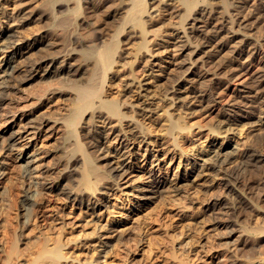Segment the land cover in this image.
Returning <instances> with one entry per match:
<instances>
[{
  "label": "rangeland",
  "instance_id": "rangeland-1",
  "mask_svg": "<svg viewBox=\"0 0 264 264\" xmlns=\"http://www.w3.org/2000/svg\"><path fill=\"white\" fill-rule=\"evenodd\" d=\"M186 1L125 0L119 14L120 0H87L92 15L85 1L76 18L75 0L56 4L55 13L72 21L67 42L55 35L59 29L50 18H38L51 12L44 1L26 0L36 15L22 22L16 46L30 62L42 54L28 48L35 38L65 42L57 48L63 58L80 51L76 38L97 43L98 58L111 42L117 50L112 69L97 72L100 112L88 109L76 123L75 88L88 84L92 63L79 80L62 74L49 79L41 70L29 74L28 63L1 101L0 175L16 158L31 162L1 175L0 191L9 195L16 188L19 201L35 191L34 201L43 202L41 213L20 225L19 256L10 264H26L29 240L62 232L66 242L78 236L77 259L93 264H181L182 251L190 264H264V84L254 79L239 85L235 78L252 66L245 42L264 38V17L255 10L264 0H194L189 10ZM7 2V13L15 16L16 0ZM212 16L221 18L211 36V26L204 25ZM243 17L248 24L240 23ZM222 93L230 98L219 103ZM110 100L120 115L108 119L102 102ZM173 123L179 128L171 132ZM81 126L97 140L104 136L108 161L84 143ZM80 143L101 177L92 180L99 181L92 201H103L95 210L77 209L73 197L50 189L68 158L84 162L83 151L75 153ZM24 169H30L27 176ZM120 233L121 243L115 239ZM239 238L248 248L238 254L233 248Z\"/></svg>",
  "mask_w": 264,
  "mask_h": 264
},
{
  "label": "bare ground",
  "instance_id": "bare-ground-1",
  "mask_svg": "<svg viewBox=\"0 0 264 264\" xmlns=\"http://www.w3.org/2000/svg\"><path fill=\"white\" fill-rule=\"evenodd\" d=\"M7 1L8 0H0V22H4V24L1 23L0 25V56L6 53H11V54H9V56H3L2 58H0V84L2 85L0 89V103L5 98L7 92H9V90L11 89L12 87L11 82L14 79H16V77L20 76L24 72L23 68L26 67L28 63H29L28 67H30L29 74H31L32 72H37L38 70H41L43 72L44 77L48 76L47 78L49 79L50 77H53V75L55 74H59V75L62 74V75H66V77L70 76V77L76 78L77 80H79L83 75L87 74L86 72L87 69H85L84 66L89 63H92L93 70L91 71V74H89L88 78L86 79V82H88V84L86 86H80V87L75 88L76 96H77L76 108L78 110L77 112L80 111V114H76L75 116H73L71 118V122L76 123L77 118L80 117L82 112L88 109L93 111V113L95 114L100 112L99 106L98 107L95 106L96 99L101 98V94H102L100 86L98 85L99 83L97 84V78H98L97 72L99 71V68L100 70L101 68L102 69L106 68L107 70L112 69V66H113L112 64L115 58L114 55L117 50V43L111 42V44L108 45L104 49L101 57L98 58L97 57V50H98L97 43L91 42L92 41L91 40L90 41L91 43L89 44H85V43L82 44L81 39L76 38L74 42L72 40V43L73 44L76 43L77 47H80V51H76L72 49L73 52L72 53L69 52L67 57L63 58L57 55V53H60L57 48H59L61 45H63L64 47L65 42L64 44H62L61 42L58 41L60 39H56V40L53 39L54 41L47 42L43 38H35L28 45V48L32 49V51L34 52L42 51V54H40V56H38L35 60L30 62L28 58L25 56L27 53L23 54L24 52L19 50V48L16 46V42H17L16 39H17V33H19L17 31H19L18 29L22 25V22L32 18L36 14L31 8L30 9L27 8L28 2H26V0H16L17 12L15 16H12L8 14L6 11L7 3H8ZM43 1H44V6L47 9H49L51 12L48 15L47 14L43 15L45 13L44 12L42 15H40L39 17L37 16V17L42 20L50 18L49 21L51 22V24L54 27L59 29V30H56L55 35L58 38L62 36V38L65 41L67 40L68 42L70 39L68 38V33L70 34V32H68L70 28L68 27V25L71 26V22H72V21L70 22L71 18L70 17L61 18L55 13L56 11L53 9V7L55 8L56 4H63V2H68L70 0H43ZM85 1H86V5H85ZM119 3H120L119 4L120 7H118L119 8L118 13L121 14L125 11L127 3L125 2V0H120ZM194 3H195L194 0H187L186 1L187 10L191 9L194 6ZM73 5H74L73 8H71L72 11L71 10L70 11H71V17H75V18L82 13L83 8L85 9L84 5L87 8L86 10L89 11L87 12L89 16L92 13V11L90 10L95 9L92 3L90 4L87 3V0H75V3ZM45 7H44V10H45ZM255 10H257L256 11L257 17H264V5H262L261 7ZM114 15L115 14L111 16L113 17ZM220 18L221 17L212 16L209 18L210 23L204 22L205 29L207 28L208 25L211 26V28L208 29V31L206 30L208 33L214 32L218 34L217 32L219 30L216 31L212 29V26L213 27L215 26L216 28L217 25L219 24ZM88 19H90V17ZM136 20L137 21H135V23L138 22V24L140 25V21L138 20L137 17H136ZM249 21H250L249 17H246V18L243 17L240 23L248 24ZM83 30H85V28ZM210 34L211 36L213 35V33H210ZM216 34H214L215 35L214 39L217 37ZM233 35H234L233 37H236L239 34L233 32ZM83 36L85 35L83 34ZM131 36L132 34H129L127 35V38L129 39ZM99 38H103V36ZM99 40L101 41L102 39H99ZM244 48H247L248 53H250L251 55V57L250 55L249 57L252 59V66L245 69L244 72L238 73L236 77L234 76L236 78V83L239 85H242L243 82L244 83L250 82V80L252 81L255 79L254 81H257V83H259V86L260 85L262 86L264 84V38L259 41L245 42ZM244 51H246V49ZM23 56L24 58L21 59V57ZM17 58H19L20 60ZM57 63H59L60 65L56 66ZM229 98H230L229 93H226V94L222 93L220 95L219 103L225 102ZM102 103H103L102 107L108 113V119H111L113 116L120 115L118 104L115 100L105 101ZM108 123H111V122H108ZM87 128L86 127L84 128V126L82 127V130H81L82 140L84 141L85 144L90 145L91 147L93 146L94 148L97 149L96 151L98 152L100 151L102 155H104L103 153L104 148L102 146V144L104 143L103 141L104 136L102 137V139L98 138L97 140L96 139L97 135L96 136L94 135L95 132L93 133L91 129L89 130ZM178 128H179V125L177 123H173L171 125L170 131L174 132ZM77 151H83V154L85 155L84 162L83 160H81V158H77V157L68 158L65 162L62 163V167H63L61 171L62 175L59 176L61 178L58 177L54 179L53 181L54 186L50 189L59 191L63 193V195H66V197L68 196V198L73 197V204L76 206L77 209L78 208H88L91 206V210H95V208L103 204L102 203L103 201L101 198L95 197V200L92 201V198L94 197L92 196V194L95 192V189H96L94 185H96L99 182L98 180L94 182L92 180L94 178H98L101 180V177H99V175L97 174L98 167L94 163L95 158L93 154L84 152L82 144L80 146L76 145L75 153ZM106 156L104 155L102 157L104 158L105 161H108L105 158ZM26 159L23 157L22 158L19 157V158H16V160L11 161L10 163H8L6 167L7 171L5 169L3 173H1V175L5 174L3 175V177L6 176V172H7V175L19 173V168H21L22 165L26 167L27 165L30 164L31 161H27ZM20 161H24L23 164L22 162L21 164H19ZM122 166H123V163L120 165V168ZM113 170H116V167L109 169L110 172H113ZM29 171L30 169H24V174L27 176L29 174ZM1 175H0V181L3 178V177L1 178ZM100 191H101V195H105L106 187H103ZM35 193H36L35 191L26 193L24 197L21 199V201H19L18 191L16 188L12 187L9 193L7 192V194L9 195H6L4 192L0 191V201L1 202L6 201V203L2 202L3 203V204L1 203L2 205L0 204V243H1L0 244V264H10V262L13 261L14 258H16V256H19L18 255L19 254L18 229L20 228V225L23 224L24 227L28 226V223L29 221H31V218H33L34 216H38L39 213H41V209L43 208V202L42 200L41 202H37V203L34 201L33 198L36 196ZM74 217L77 218L78 215L75 214ZM41 231L42 230L40 229L39 232ZM65 236L67 235L64 232H62L60 233L58 237L50 238L45 235H41V237L39 236L38 238L36 236V240L34 239L33 241L29 240L28 248H30V253H28V255L26 256L27 258L26 264H93L92 261L91 262L90 261L81 262L77 259L75 255V249H76L75 246L78 247L80 244V242H78L77 240L78 236L73 237L68 242L65 241V238H66ZM116 237L115 239H117V241L121 243L122 233L117 234ZM236 242L237 244L235 245L233 249L234 251H236V253L239 254L240 252L245 250L247 239L239 238L237 239ZM244 246L245 248H243ZM175 252H176L175 257H178L177 255L178 252L177 251ZM182 252L181 254L184 255V257L183 258L178 257V258H182L179 260V263L190 264L191 262L190 258ZM128 254L130 253L125 254L126 261L128 259ZM122 260H124V258Z\"/></svg>",
  "mask_w": 264,
  "mask_h": 264
}]
</instances>
